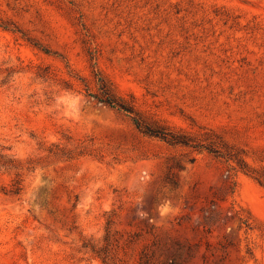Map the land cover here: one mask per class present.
I'll list each match as a JSON object with an SVG mask.
<instances>
[{"label": "rangeland", "instance_id": "374dc122", "mask_svg": "<svg viewBox=\"0 0 264 264\" xmlns=\"http://www.w3.org/2000/svg\"><path fill=\"white\" fill-rule=\"evenodd\" d=\"M96 73L264 175V0H0V264H264V184Z\"/></svg>", "mask_w": 264, "mask_h": 264}, {"label": "trees", "instance_id": "16d2710c", "mask_svg": "<svg viewBox=\"0 0 264 264\" xmlns=\"http://www.w3.org/2000/svg\"><path fill=\"white\" fill-rule=\"evenodd\" d=\"M96 77L98 91L92 92L87 88V95L92 96L98 102L110 108L125 113L144 135L159 138L170 145L204 149L217 158L224 159L227 162H234L240 169L264 184V175L258 174L255 170L251 169L244 158L238 152H235L234 147L222 137L208 131L195 135L181 129L177 130L160 120L147 116L138 110L133 99H124L118 96L110 81L98 73H96ZM2 158L3 156L0 155V168L13 166L10 160L2 161ZM19 190L20 188L16 187L13 192L18 193Z\"/></svg>", "mask_w": 264, "mask_h": 264}, {"label": "clouds", "instance_id": "9594fccd", "mask_svg": "<svg viewBox=\"0 0 264 264\" xmlns=\"http://www.w3.org/2000/svg\"><path fill=\"white\" fill-rule=\"evenodd\" d=\"M138 215H140L142 218L146 217V213L138 212Z\"/></svg>", "mask_w": 264, "mask_h": 264}]
</instances>
